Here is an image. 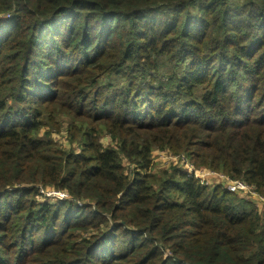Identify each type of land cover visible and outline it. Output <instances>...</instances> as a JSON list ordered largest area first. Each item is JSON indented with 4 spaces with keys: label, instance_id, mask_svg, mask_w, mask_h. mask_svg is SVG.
Returning a JSON list of instances; mask_svg holds the SVG:
<instances>
[{
    "label": "trees",
    "instance_id": "1",
    "mask_svg": "<svg viewBox=\"0 0 264 264\" xmlns=\"http://www.w3.org/2000/svg\"><path fill=\"white\" fill-rule=\"evenodd\" d=\"M154 150L264 197V0H0V264H264V209Z\"/></svg>",
    "mask_w": 264,
    "mask_h": 264
},
{
    "label": "built area",
    "instance_id": "2",
    "mask_svg": "<svg viewBox=\"0 0 264 264\" xmlns=\"http://www.w3.org/2000/svg\"><path fill=\"white\" fill-rule=\"evenodd\" d=\"M172 160L173 164L179 165L181 168H184L186 170V174L189 176H194L195 178H198L202 184L209 185L208 180H206L207 177H213V178H219L221 182H219L217 185H221L226 191L232 192V193H248L251 194L258 202L264 203V197L260 196L255 192L252 186H249L242 180H233L229 177L211 172L206 169H195L189 161L183 156H169ZM171 163V164H172ZM197 172L199 175H197ZM39 195L38 200L41 202L46 203H56V202H67V203H74L78 207H84L86 204H84L82 201H76L73 198L70 197V195L63 190H55L53 188H44L39 187L38 189ZM256 207L259 209H264V205H257L255 203Z\"/></svg>",
    "mask_w": 264,
    "mask_h": 264
},
{
    "label": "rangeland",
    "instance_id": "3",
    "mask_svg": "<svg viewBox=\"0 0 264 264\" xmlns=\"http://www.w3.org/2000/svg\"><path fill=\"white\" fill-rule=\"evenodd\" d=\"M160 65H161V67H160L159 71H160V75H162V76H164L165 73L170 72L172 69L171 66L168 63H166V61L164 59H161ZM111 81H112V83H115L116 79L112 78ZM59 120H60L59 121L60 122L59 130H57L55 132L53 131L51 133V137L56 141V143L60 147L64 148L65 150H69L71 146L68 144V141H67V134H66L67 122L63 118H59ZM103 143H104V145H107L108 140L104 139ZM169 156H172V155H170L166 152L154 150L152 152V161L154 164L153 172H157V171H161L163 169H166L168 167V165L172 163V160ZM124 165H126L128 167L127 163H125ZM178 167H179V165H178ZM130 169H132V166H130ZM197 169H199V168H197ZM201 169H205V168L201 167ZM183 171L186 172V170L184 168H183ZM197 175H199L198 172H197ZM206 180H208V183L210 186L211 185H217L219 182H221L218 177L217 178L207 177ZM234 194H236L239 198L244 199L245 201H251L254 204L256 203L258 206L261 204L264 205V203L258 202L251 194H248V193H241V194L234 193Z\"/></svg>",
    "mask_w": 264,
    "mask_h": 264
}]
</instances>
